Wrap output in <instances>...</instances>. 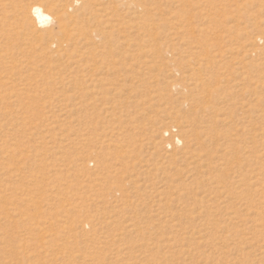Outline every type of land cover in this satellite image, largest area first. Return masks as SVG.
Returning <instances> with one entry per match:
<instances>
[{
	"label": "rangeland",
	"instance_id": "1",
	"mask_svg": "<svg viewBox=\"0 0 264 264\" xmlns=\"http://www.w3.org/2000/svg\"><path fill=\"white\" fill-rule=\"evenodd\" d=\"M0 264H264V0H0Z\"/></svg>",
	"mask_w": 264,
	"mask_h": 264
},
{
	"label": "bare ground",
	"instance_id": "2",
	"mask_svg": "<svg viewBox=\"0 0 264 264\" xmlns=\"http://www.w3.org/2000/svg\"><path fill=\"white\" fill-rule=\"evenodd\" d=\"M55 9L57 18L55 19L50 11L45 9L41 3H35L30 8H28L24 15V22H27L31 28V34L38 39L51 38L55 36V28L46 30V32H40L37 25L46 27L55 23L59 29H65L67 26V21L69 20V13L62 3L55 4ZM35 24V25H34ZM37 26V27H36Z\"/></svg>",
	"mask_w": 264,
	"mask_h": 264
}]
</instances>
